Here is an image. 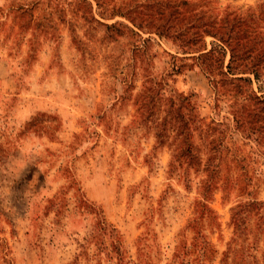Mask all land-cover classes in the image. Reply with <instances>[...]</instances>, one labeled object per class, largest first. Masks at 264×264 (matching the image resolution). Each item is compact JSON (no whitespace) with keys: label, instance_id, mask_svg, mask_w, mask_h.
<instances>
[{"label":"rangeland","instance_id":"374dc122","mask_svg":"<svg viewBox=\"0 0 264 264\" xmlns=\"http://www.w3.org/2000/svg\"><path fill=\"white\" fill-rule=\"evenodd\" d=\"M0 264H264V0H0Z\"/></svg>","mask_w":264,"mask_h":264},{"label":"trees","instance_id":"16d2710c","mask_svg":"<svg viewBox=\"0 0 264 264\" xmlns=\"http://www.w3.org/2000/svg\"><path fill=\"white\" fill-rule=\"evenodd\" d=\"M224 30H225V29H224ZM158 34L161 35L160 32H158ZM222 34L225 35L226 37H227V35H229V34H227L226 32H222ZM216 38H217L219 41L224 40L223 43L226 42L225 44L228 45V43H227V41H226L227 38L222 39L221 36H218V37H216ZM228 46H229V59H228V63H227L226 66H225V68H226L225 73H228V74H229V73H230V74L238 73V72H240L241 70H243L242 67H239V66L242 65V63H236V62H235V59H236V53H235V51H234V48H233L231 45H228ZM203 49H204V48H201V49L198 50V51H201V50H203ZM215 49H218V50H222V51H223V48H222V46H221L220 44L215 43V42H214V43L211 42V48H210L209 50L205 51V52H201V53H199V54L197 55V58H203V57L207 56L209 53H211L212 51H215ZM243 67H244V65H243ZM250 68H251V69H249V70H250L249 73L252 74L253 79H254V82L257 84V88L259 89L260 87L263 86V83H261V82L258 80V74H257L256 70H255L254 68H252V67H250ZM237 78H238V79H241L240 77H237ZM244 80H248V81H250L249 78H248V79H245V78H244Z\"/></svg>","mask_w":264,"mask_h":264}]
</instances>
